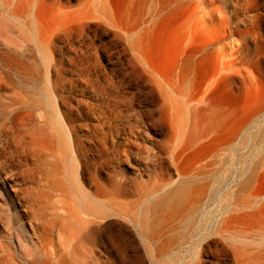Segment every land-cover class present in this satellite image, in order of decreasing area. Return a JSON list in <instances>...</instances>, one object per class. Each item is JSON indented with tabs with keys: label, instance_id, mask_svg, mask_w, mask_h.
I'll use <instances>...</instances> for the list:
<instances>
[{
	"label": "rangeland",
	"instance_id": "374dc122",
	"mask_svg": "<svg viewBox=\"0 0 264 264\" xmlns=\"http://www.w3.org/2000/svg\"><path fill=\"white\" fill-rule=\"evenodd\" d=\"M170 1L158 0L164 5ZM109 2L112 21L107 22L96 12L98 0H0V153L4 143L1 132L12 121L11 117H15L13 125L26 124L33 135L26 137L31 153L27 165L5 170L7 175L2 178L8 184L6 195L20 213L24 237L19 239L27 244L28 252L40 256L36 260L35 255H29L18 245L14 238L18 226L3 215L0 193V264H41L49 248H53L52 256L55 251V261H78L69 246L71 233L77 231L82 218L71 190L78 184L99 199L110 193L112 185L126 181L130 194L123 201L134 202L145 194L142 200L146 198L145 205L152 207L155 201L167 196L175 182L168 133L161 131L163 126L168 128L162 103L149 94L150 84L139 67L129 62L124 42H113L114 33L132 32L138 42L137 36L149 31V40L142 41L145 53L159 76L170 79L176 74V82L186 80L182 69L188 63L184 59L192 55L193 95L198 93L196 84L210 76L208 69L220 58L228 61L232 55L244 57L240 82H228L225 88L218 84L210 99L215 104L227 100L236 112V98L240 94L239 116L222 123L201 146L184 152L178 166L194 177L201 170H209L206 176L213 180L207 192L215 186L211 183L220 182L219 203L225 204L236 191L235 174L241 156L243 179L250 180L245 189L264 196V0H173L147 25L144 21L151 8L158 5L157 0ZM245 34L249 51L244 49ZM56 35L59 38L49 43ZM187 37L193 38L191 44L185 40ZM103 45H109L113 61L117 60L119 65L107 62L99 51ZM228 89L226 98L224 91ZM60 96L68 99L66 104L57 103ZM45 97L56 105L57 114L47 106ZM67 110L72 113L73 129L68 135L59 131L61 138H56L53 129L60 128L59 117ZM190 117L179 112L175 128L186 134ZM238 123L240 136L235 133ZM43 128L48 129V136L41 135ZM61 141L65 152L69 144L76 149V155L82 148L87 149L93 169L86 181L78 176L75 162L74 166L70 161L64 163L69 153L67 158L63 156ZM12 181L17 183L13 185L16 190L27 192L18 194L19 203L10 188ZM218 208L210 212L211 228L213 221H217ZM256 209V221L248 223L234 217L225 236L202 231L194 238L191 234L196 223H180L149 247L151 251L145 249L133 226L125 223V234L132 241L127 253L135 258V264H196L205 257L235 264L233 252L240 264H264V201ZM167 211L158 217L161 229ZM121 223V219H107L103 227L111 224L115 229ZM58 232L63 246L56 240ZM47 241L51 247L45 249ZM156 244L167 250L162 257L154 252ZM78 251L82 254L80 248ZM93 256L103 260L98 248H93ZM50 262L53 264V257Z\"/></svg>",
	"mask_w": 264,
	"mask_h": 264
},
{
	"label": "bare ground",
	"instance_id": "6f19581e",
	"mask_svg": "<svg viewBox=\"0 0 264 264\" xmlns=\"http://www.w3.org/2000/svg\"><path fill=\"white\" fill-rule=\"evenodd\" d=\"M172 1L164 5V2L159 3L157 0L158 5H154V7L151 8L152 11L150 12L144 23L146 25L148 23L150 24L153 21V18L160 15L164 8H166L168 5H172ZM174 1L184 2L185 0ZM98 2L99 7L96 8V12L101 14L103 16V19H105L107 22L112 21V10L109 0H98ZM98 19L101 20V18ZM142 31L145 30L142 29ZM131 33H114L113 42L118 40L124 42V48L125 52L129 56V62L139 67L141 72L147 77V83L150 84L149 94L162 103V108L164 109L165 116L168 120V128L163 126V128H161V131H165L166 133H168L167 141L170 145L169 158L171 167L175 171V176H173L176 177V179L174 180L175 182L173 183L172 188L168 191L167 196L163 199L155 201L152 204V207H148V205H145L146 198L142 200L144 196H146L145 194L140 195L134 202L123 201V199L130 194V191L128 190L129 183L126 181L120 182L119 185H112L110 193L104 198L99 199L97 197L95 198L91 196V194L84 188L83 184H78L77 187L72 188L71 190L74 197L79 203L78 209L80 210L82 218L77 223V231H72L71 233V238L69 240L71 244L69 246L72 247V250L70 252L77 255L79 259L78 261H62L60 259H57V261H55L57 257L55 251H53L52 256L50 250L52 251L53 248H49V251L47 250L48 252H46L47 254L45 255L46 258L42 261L41 264H51L50 259H52V257L54 260L53 264H135V258L129 256L127 253L128 248H130L132 245V241L125 234V230L127 229L126 227H128L125 226V223L133 226L135 231L139 234V237L143 240L142 242H144L145 244V249L151 251L152 249H150L149 247H152V245H154L155 243L160 242L161 236L164 237L166 232L171 233L180 223L189 224L195 222L196 225L192 230L191 236L197 238L196 236L198 235V233L202 231H210L212 234L225 236L228 233L229 222H231L234 217L243 219L248 223L257 220L256 208L264 201V196H261L255 192L247 191L245 189L248 185H250V180L243 179L241 156H239L237 160L239 169L237 171V175L235 174V176L238 178L236 191L230 198L229 202H226L225 204L219 203V198L222 194V189H218L220 182L216 181V183H211L212 186L213 184L215 186L213 190L207 192V190L210 188L209 183L213 180L211 178L212 176H206L209 173V170L205 173L201 170L197 173L199 175L197 177H194L193 175H191L189 170L180 171L178 166V160L184 152H186L191 147L201 146L203 140L207 137H211L210 135H214V133L217 132L218 127L220 125H223L222 123H225L231 117L239 116L241 110L240 94H238L236 98V100H238V107L236 112L232 110L227 100L220 104H215L211 102L210 99L213 94L214 88L218 84L222 85V87L225 88V85L228 82L234 80L236 82H240L241 67L245 63L244 57L232 55L231 59H229L228 61H224L223 58H220V61H218V63H216L214 67H210L208 69V71L210 72V76H204V78L198 84H196L198 93L196 95H193L191 93V90H194L195 85L190 77V75L192 74L191 68L193 64V56L190 55L188 59H184V62L188 63V68L185 67L182 69L183 72H186L184 73L186 80H182V82H176L174 80V76L176 74H173L170 79L163 78L159 76V74L155 71L150 57L148 58L147 54L144 51L145 47L143 49L142 41L144 38L148 39L151 37L150 32H141L142 35L139 34L137 36L138 42H135L136 39L134 40L133 38L134 34ZM58 38V35H56V37L53 36L52 40L49 41V43H54L53 41L57 40ZM187 38H185V40L188 44H191L193 38ZM139 40H141V43L139 42ZM243 42L244 49L246 51H249V48H247L248 43L246 34L244 36ZM45 48H47V45L45 46ZM108 48L109 45H103L99 48V51L104 54L109 64L113 65L114 63V65H119V62L117 60L113 61V52ZM231 69L233 70L230 76L229 72ZM122 83V81L118 82V84ZM54 90L56 92H59L57 88ZM229 90L230 89L224 91L226 98L229 97ZM44 100L47 106L52 107V109H54L57 114V107L54 103H52L50 97H45ZM67 100L68 99L60 96L59 100H57V103L66 104ZM181 111L191 115V124L186 134H184L183 129L177 130L175 128V125H177L178 123V113ZM71 115L72 113L70 112V110H67L64 116L59 117V119H61V121L59 120L60 128L53 129V134L56 136V138H61L60 132H67L68 135V131L71 132V130L73 129ZM11 119L12 121L9 122V125H3L4 128L1 132V136L4 137V143L2 144L3 151L0 153V158H3L2 162H0L2 166V170L0 172V193L3 197V208H1V210L5 217L10 218L11 221L16 226H18V230H16L14 233V238L15 240H17L18 245L26 253L33 256L35 255V252H28L27 244L21 242V240L19 239L20 237H24L22 230L23 227L19 224L20 213L14 208L15 206L14 204H12V200H10L6 195L5 188L7 181L2 178L3 175H7V172L5 170L12 171L18 166L27 165L28 157H31V153L30 149L28 150L29 142L26 141V137L30 136L31 138H33V135L30 133L31 129L27 128L29 126L23 123L19 125H13L12 122L15 120V117H11ZM48 120L52 122L50 119ZM64 125H67V127H65ZM47 131L48 129L46 130L45 128H43L41 135H44L46 133L48 136ZM240 131L241 125L240 123H238V127L235 132L237 136H240ZM49 138H52L50 134ZM183 138L184 141H181ZM61 143L62 141L59 143V147L60 151L63 152V156L66 157L67 152L69 153L68 159H63L64 163L70 161L69 163H72L74 166L75 162V170L77 169L78 176L83 181H86L88 174H90L92 168V161L87 155V149L85 148V150L83 151L82 148L79 155H76V149L74 148V146H71L69 144L68 146H66L67 152H65V149L62 147L63 144L61 145ZM73 153L76 156H73L72 158L71 154ZM24 175L26 176L25 171ZM13 185H17V183L12 181V185L10 186V188L14 189L15 198L19 203L20 198L18 194H26L27 192L22 189L16 190ZM152 191L153 193H155V187H153ZM216 206L219 207L218 212L216 213L217 219H215L217 221H213V228H211L210 225L212 224L213 215L210 214V212ZM165 209H168V215L166 217L165 226L163 229H161V227L158 225L157 220L158 217H160V213L164 212ZM116 218L123 220V223L119 224L118 226H116L115 224V229L111 226V224L103 227V224L107 219ZM209 228L211 229L209 230ZM56 240L57 242H59L60 246H63V239L60 238L59 232L56 235ZM49 246L51 247L50 242L47 241L44 245V248L47 249V247ZM76 247L78 248L75 250L74 248ZM158 247L159 246H157V244L154 247V252L158 256L162 257L167 253V250H161L159 249L160 247ZM79 248L81 249L82 254L78 251ZM93 248H98L101 251V257L103 258L102 261L100 259L94 258ZM233 251L234 249L232 250V252ZM233 254L235 264H240L237 261L236 252H233ZM35 259L39 260L40 256L35 255ZM196 264L224 263L220 260L214 262L205 257L202 260H198Z\"/></svg>",
	"mask_w": 264,
	"mask_h": 264
}]
</instances>
